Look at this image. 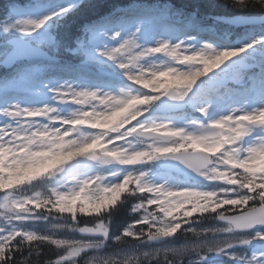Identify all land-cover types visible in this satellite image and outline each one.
I'll use <instances>...</instances> for the list:
<instances>
[{"label":"snow or ice","instance_id":"snow-or-ice-1","mask_svg":"<svg viewBox=\"0 0 264 264\" xmlns=\"http://www.w3.org/2000/svg\"><path fill=\"white\" fill-rule=\"evenodd\" d=\"M228 4L235 40L171 0L67 39L90 0L0 3V264H264V0Z\"/></svg>","mask_w":264,"mask_h":264},{"label":"trees","instance_id":"trees-1","mask_svg":"<svg viewBox=\"0 0 264 264\" xmlns=\"http://www.w3.org/2000/svg\"><path fill=\"white\" fill-rule=\"evenodd\" d=\"M3 3V0H0ZM21 2L26 3L27 0H21ZM143 3L153 4V3H164L166 0H142ZM172 3H175L179 7L199 5L200 12L199 15L204 21L206 26H210L219 31L230 33V39L234 40L237 36L242 35L245 32V29H234L217 24L213 22L214 16H231L242 14L240 10L232 7L231 4H228V0H171ZM90 3L94 6L89 10H85L83 6H79L75 14L67 17L61 24L60 27L54 30L58 38L67 39L69 36L79 35V29L87 21L94 19L96 15L103 14L104 12L110 10L113 6L116 5H128L133 3L135 6V0H90ZM243 15L253 16L259 15L254 10L251 12H245ZM66 61H74V57H63ZM6 71L0 69V76H2ZM119 210L116 212L113 222L111 225L112 231L116 234H119L120 230L129 222H131L132 214L130 212L131 203H126L118 205ZM67 215V214H65ZM83 221L90 220V216L87 214H80ZM211 221V220H206Z\"/></svg>","mask_w":264,"mask_h":264},{"label":"water","instance_id":"water-1","mask_svg":"<svg viewBox=\"0 0 264 264\" xmlns=\"http://www.w3.org/2000/svg\"><path fill=\"white\" fill-rule=\"evenodd\" d=\"M258 23V22H257ZM234 26H242V25H248V24H233Z\"/></svg>","mask_w":264,"mask_h":264}]
</instances>
